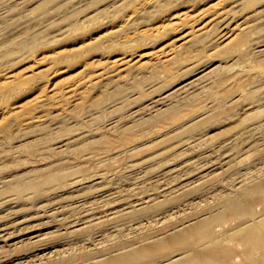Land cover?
Masks as SVG:
<instances>
[{
	"label": "rangeland",
	"instance_id": "1",
	"mask_svg": "<svg viewBox=\"0 0 264 264\" xmlns=\"http://www.w3.org/2000/svg\"><path fill=\"white\" fill-rule=\"evenodd\" d=\"M263 121L264 0H0V264H193L161 242L264 179ZM249 219L207 228L237 264Z\"/></svg>",
	"mask_w": 264,
	"mask_h": 264
},
{
	"label": "bare ground",
	"instance_id": "2",
	"mask_svg": "<svg viewBox=\"0 0 264 264\" xmlns=\"http://www.w3.org/2000/svg\"><path fill=\"white\" fill-rule=\"evenodd\" d=\"M262 126H264V121L262 123ZM200 166H201L200 161H191V162L185 163V165L183 166L184 170L182 171V169H177L175 173L177 175L169 179L168 184L170 186L175 185L176 183L173 184L171 182L172 179H174V182L178 183L182 176H188L186 172H189L190 170L193 171V173L189 172L191 176L199 173ZM255 183L256 185L254 186L247 187V188L244 187L243 192H241V194H238V192L237 194H235V191L237 190V188L236 189L229 188V190L233 191L231 194L218 195L216 198V201H217V204L220 205V207H222L221 215H218L217 217H213L211 219H206V218L200 219L199 221L193 223V225H191L192 224L191 223L190 224L191 226H187L184 229H180L181 231L178 230L180 232H177V233H174L168 236L167 239L161 242V243H164L162 247L172 248L171 250L174 252L175 251L179 252L184 249H194L195 251H193L192 254H189V252L184 254V255L189 254L187 258L193 264H237L232 261L234 252L231 249L225 247L223 243L219 242L218 240L213 239L210 236V233L207 231V228H208V225L212 224V222L214 221H219L221 219L224 220L227 218V215L229 214L240 215L242 214V211H243L244 216H248L252 218V219H249L251 222H249L248 224H253L250 226V230L252 231V234H249L250 230L246 231L243 234L244 235L243 240L246 244V247L248 248L246 251V258H245L244 264H249V261H252L254 264H264V240L260 239V232L262 233L264 229V216L261 219L262 222L261 223L258 222L257 217L255 216L254 211L251 207V204L245 200L246 196H254L255 197L254 199L257 202L258 200L264 201V179L261 178ZM177 188L179 187H176L172 190H176ZM89 209H90L89 211L90 213H94V214L96 213V212H93L92 208H89ZM150 210H151V207H148V208H144L143 210L139 212L148 213ZM85 212H88V211H85ZM98 212H101V211H98ZM3 236L5 235H2L1 238H3ZM251 237L254 238L255 240V246L257 247L258 253H254L253 251L250 250L249 240ZM199 245L200 247L198 248L197 246ZM157 254L158 252H154L153 249L140 248L139 250L138 248V249L131 250V251H125L119 256L109 258L104 263L105 264H121V263H125L128 261L141 259V260H144L143 264H151V263L153 264L157 260L155 259L157 258L156 257ZM172 255L165 257V259ZM177 260L178 259L171 260L170 258V260H168L169 261L168 264H180L177 262ZM164 261H163V264L165 263Z\"/></svg>",
	"mask_w": 264,
	"mask_h": 264
}]
</instances>
